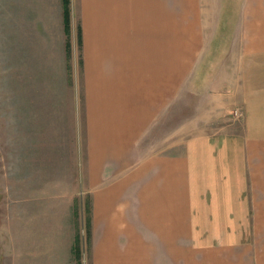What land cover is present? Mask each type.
Instances as JSON below:
<instances>
[{
	"label": "crops",
	"instance_id": "crops-1",
	"mask_svg": "<svg viewBox=\"0 0 264 264\" xmlns=\"http://www.w3.org/2000/svg\"><path fill=\"white\" fill-rule=\"evenodd\" d=\"M70 4L88 260L264 264V0Z\"/></svg>",
	"mask_w": 264,
	"mask_h": 264
},
{
	"label": "rangeland",
	"instance_id": "rangeland-1",
	"mask_svg": "<svg viewBox=\"0 0 264 264\" xmlns=\"http://www.w3.org/2000/svg\"><path fill=\"white\" fill-rule=\"evenodd\" d=\"M59 3L0 0V264H75L76 234L81 264H91L81 126L74 115L81 100L71 97L76 90L64 53L68 41L70 56L72 16L78 36L84 17L77 4L66 35ZM177 7L172 0V30L179 26ZM247 230L251 240L262 235L264 250V228L254 236Z\"/></svg>",
	"mask_w": 264,
	"mask_h": 264
},
{
	"label": "trees",
	"instance_id": "trees-1",
	"mask_svg": "<svg viewBox=\"0 0 264 264\" xmlns=\"http://www.w3.org/2000/svg\"><path fill=\"white\" fill-rule=\"evenodd\" d=\"M62 1V21H63V28L64 32L67 35L69 30V20H70V0H61ZM66 49V56L69 57V43L68 41L65 44ZM86 226H87V236H89L88 230V220L86 219ZM72 253L74 255L75 264H81V252L79 248V237L76 234L74 237V242L72 245Z\"/></svg>",
	"mask_w": 264,
	"mask_h": 264
}]
</instances>
